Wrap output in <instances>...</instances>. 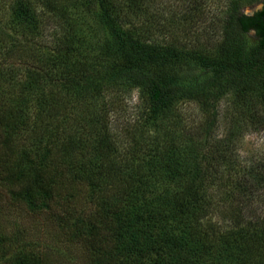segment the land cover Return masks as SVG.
<instances>
[{
	"label": "trees",
	"instance_id": "16d2710c",
	"mask_svg": "<svg viewBox=\"0 0 264 264\" xmlns=\"http://www.w3.org/2000/svg\"><path fill=\"white\" fill-rule=\"evenodd\" d=\"M224 3L220 38L192 46L158 0H0V264H62L7 204L51 213L91 264H264V153L243 154L264 131V0ZM186 100L211 115L185 132Z\"/></svg>",
	"mask_w": 264,
	"mask_h": 264
},
{
	"label": "rangeland",
	"instance_id": "374dc122",
	"mask_svg": "<svg viewBox=\"0 0 264 264\" xmlns=\"http://www.w3.org/2000/svg\"><path fill=\"white\" fill-rule=\"evenodd\" d=\"M159 5L165 7L168 16L174 20L179 19L178 24L183 29L180 38H183L185 44H200L195 40L197 39L203 40L204 44H200L203 46L206 42H214V37L220 38L224 0H158ZM258 7L261 4L248 7L245 11L251 13ZM198 72L197 68L185 71L188 77ZM226 103L228 99L223 100L221 106ZM114 107V122L118 127L134 123L143 113V103L137 90L121 95ZM169 115V124L172 126L176 122L178 131L186 132L205 121L211 115V110L202 102L186 100L171 106ZM223 130L221 127L220 132ZM260 153H264V131L250 133L244 143V155ZM6 206L4 217L7 229L21 234L19 237L23 243L48 251L53 260L62 264H91L93 255L89 248L90 242L75 237L51 213L32 212L20 205L14 208L8 204ZM20 244L18 242L19 246Z\"/></svg>",
	"mask_w": 264,
	"mask_h": 264
},
{
	"label": "water",
	"instance_id": "95a60500",
	"mask_svg": "<svg viewBox=\"0 0 264 264\" xmlns=\"http://www.w3.org/2000/svg\"><path fill=\"white\" fill-rule=\"evenodd\" d=\"M260 7L256 8L255 10L259 9Z\"/></svg>",
	"mask_w": 264,
	"mask_h": 264
}]
</instances>
